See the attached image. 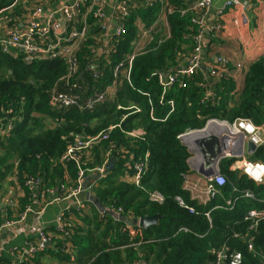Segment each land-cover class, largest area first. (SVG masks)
Listing matches in <instances>:
<instances>
[{
    "label": "trees",
    "instance_id": "obj_1",
    "mask_svg": "<svg viewBox=\"0 0 264 264\" xmlns=\"http://www.w3.org/2000/svg\"><path fill=\"white\" fill-rule=\"evenodd\" d=\"M158 1L153 0L152 5L136 7L130 12L126 21L127 32L119 45L121 48H118L120 51L129 47L136 36L133 23L136 17L140 16L145 28L154 23ZM5 2L0 0V7ZM192 3L193 0H166L162 26L137 52L130 70V84L123 79L122 90L117 93L121 104H136L143 108L134 116L145 130L141 138L125 135L123 130L137 124L126 119L120 122L127 110H115L110 101L94 109L60 107L51 102L55 92H66L73 81L81 83L84 99L94 91L102 90L105 84L113 81L109 66H100L103 72L101 85L83 79L72 80L74 77L60 79L67 71L64 62L45 60L25 64L0 49V121L6 119L7 123H12L8 133H0V187L7 184L21 187L22 175L27 174L41 180L44 186L41 194L48 196L46 189L60 191L61 184L69 186L73 183L77 172L73 160L64 159L67 148L120 122L119 128L112 129L108 138L81 158L83 168L104 165L108 152L116 158L114 168L99 178L91 191L102 205L115 210L121 208L132 217L160 215L157 226H149L143 231L144 238H139L128 234L129 227L124 222L107 213L99 215L89 201V212L86 210L83 217L70 208L71 218L65 215L63 234L55 232L53 227L47 229L55 245L48 246L46 251L54 254L58 262L69 256L59 251L63 242L77 262L83 264H133L139 259L147 264H209L214 260L211 248L219 247L235 231L247 232L250 223L243 220V213L245 208L263 197L264 177L260 183L245 174L237 179L233 170L227 168L229 160L220 163V172L226 174L227 180L224 192L232 187L237 189V194L249 189L253 199L234 196L231 208L213 210L208 219L203 207L189 212L174 198L184 194L181 183L188 158L185 147L176 137L179 133L200 129L209 119L232 122L237 118H250L256 124L264 123V52L244 66L242 85L233 93L235 82L227 64L221 68L210 59L214 52L210 46L211 38L220 27L209 28L207 34L211 37L202 43L204 65L193 74L180 77L161 97L158 73L176 68L184 57L191 55L196 44L197 25L192 21L196 12L189 8ZM7 18L10 21L13 17L8 14ZM210 65L216 71H222V76L216 79L211 75L208 71ZM142 92H147L148 96ZM153 105L156 119L149 115V106ZM166 112L170 114L162 120ZM120 148L139 151V154L149 152V172L145 173L139 186L120 180L119 176L127 167L128 153ZM253 159L264 164V143L255 149ZM153 190L162 195L161 203L148 199V193ZM29 196L24 188L23 194L15 192L11 198L18 208L29 201ZM247 199H250L249 203ZM6 209L7 216H11L13 209ZM2 211L0 207V215L4 213ZM181 227L186 230H179ZM250 237L255 250L263 255L264 218L258 220ZM227 242L231 243L232 249L235 247L241 251V264H264V259L260 260L246 250L240 238H231Z\"/></svg>",
    "mask_w": 264,
    "mask_h": 264
},
{
    "label": "built area",
    "instance_id": "obj_2",
    "mask_svg": "<svg viewBox=\"0 0 264 264\" xmlns=\"http://www.w3.org/2000/svg\"><path fill=\"white\" fill-rule=\"evenodd\" d=\"M37 0H12L7 5L0 8V49L2 52L9 53L15 58H19L25 64L40 62L45 60H60L64 62L66 67V74L62 78L74 77L72 80H78L80 72L83 77L101 76L100 66H106L108 63L110 71L112 72L113 81L110 83L111 90L103 97L94 100V105L100 106L105 102L116 104L117 109H125L126 113L122 114L120 122L124 121L129 113H137L138 105L132 104L127 107L119 105L117 100V93L114 91L120 89L123 79L130 84V70L136 52L131 54L120 51L119 47L121 40L126 34V21L129 16L131 8L130 0H117L112 7V12L107 14L105 6L107 0H55L52 10L42 8V5L35 3ZM137 5L141 7H148L152 5L153 0H138ZM48 3V1H46ZM212 5V0H195L189 7L196 12L192 21L197 25V34L194 37L196 42L190 56L186 57V63L180 70L169 73L165 78L163 73H158L157 84L161 87V97L166 93L170 87L175 84L180 77L184 75L193 74L197 68L204 65L202 43L205 40L204 32L206 30L205 18ZM15 6H18L20 17L14 15L8 21L7 14L11 13ZM251 7L250 2H241L240 0H227L223 7L217 9V15H222L227 8L248 9ZM137 20V19H136ZM135 21V20H134ZM133 21V23H134ZM137 30L133 42L136 44L147 36L151 35L152 27H143L141 21H135ZM96 26L100 32H93L88 34V28ZM215 27L218 28V25ZM203 52V51H202ZM216 65H226V59L217 55L214 58ZM82 64L84 68L81 69ZM208 71L215 78L222 76V71H216L215 67L210 65ZM98 72V74H97ZM162 74V75H161ZM95 79L92 80L94 82ZM69 83L67 80L66 84ZM77 85L80 84L73 81L68 86L66 92H55L52 96L51 102L57 103L60 107L77 106L79 108H92L86 105V100L90 99L95 92L88 98L81 96L82 89L78 90ZM106 87V86H105ZM101 92V91H96ZM112 93V94H111ZM147 95V92H142ZM112 95L115 96L114 101ZM264 100V99H263ZM171 101V100H170ZM121 104V103H120ZM120 122L111 124L105 131H100L96 134L87 136L81 141L73 144L67 148L64 159H71L76 164L77 172L73 183L69 186L61 184L60 191H53L46 189L49 193L47 196L43 193V184L39 178H34L27 174L22 175L21 187L16 186L18 194H23L24 188L29 192V201L24 203L21 207L16 208L12 201V196L15 193L12 189L7 191L2 203L1 210L4 211L0 215V264H40L36 258L38 255L47 249L52 243L51 234L44 228L38 220L40 214L45 210L46 206L53 202H61L63 200H76L74 210L77 215L83 217L87 210L86 198L84 192L87 191L83 187V181L89 172L95 171L99 174L105 172V164L95 168H83L81 166L82 157H84L94 146L98 145L102 140L109 137L110 131L116 127H120ZM213 124L217 127L216 131L221 133V148L230 151L236 149L239 153V146H234V140H247L254 145V149L264 143V123L256 124L250 118H237L232 122H227L219 119H209L207 124ZM206 124V125H207ZM4 128L0 127V133H8L12 127L9 122ZM204 134H198L205 131ZM212 131V130H211ZM140 132V131H139ZM138 130L130 132L131 134L139 133ZM209 125L200 129H187L179 133L177 139L186 145L189 149L191 146L196 150V146L192 143L199 136L210 135ZM192 142V143H191ZM210 150V149H209ZM110 153H107V156ZM223 155V154H221ZM241 155V152L238 154ZM235 157V156H234ZM108 158V157H107ZM134 172L126 171L123 179L129 183L139 186L142 178L145 175V169L148 167L149 153L145 152L143 157L141 155L132 154ZM220 155H217L214 162H210V168L206 169V180L203 183L207 188V192L212 194L215 190L222 188L227 180L224 174L219 169ZM203 163V158H201ZM107 159L105 160V163ZM212 164V165H211ZM242 172L255 183L263 181L264 164L258 162L248 161L242 163ZM197 186V185H196ZM196 189V187L194 188ZM58 192V193H56ZM91 193V192H90ZM196 196L201 197L202 193L196 190ZM242 197L254 198L252 191L246 189L241 193ZM150 201L161 203L162 195L157 191L148 193ZM175 200L189 212H193V208L188 206L183 199L176 195ZM227 207H232V201H227ZM6 207H11L13 213L7 216ZM15 209V210H14ZM115 212H121L122 209H112ZM67 212V213H65ZM71 218L70 211L64 210L60 213L54 222L55 232L63 234L64 222H66L65 215ZM243 220L250 224L248 229L256 226L259 219L264 218V210L247 209L243 213ZM80 222V220H79ZM21 235L22 241L10 246V243L16 236ZM246 239V248L249 252L256 255V251L252 240L247 234H244ZM47 242H50L47 244ZM60 252L67 253L68 259L59 264H83L78 263L74 255L71 253L63 242L59 246ZM6 257V259H4ZM264 258V253L262 255ZM140 264H146L140 261ZM242 254L232 249L229 244L223 242L222 245L214 251V260L209 264H241Z\"/></svg>",
    "mask_w": 264,
    "mask_h": 264
},
{
    "label": "crops",
    "instance_id": "obj_3",
    "mask_svg": "<svg viewBox=\"0 0 264 264\" xmlns=\"http://www.w3.org/2000/svg\"><path fill=\"white\" fill-rule=\"evenodd\" d=\"M11 1L12 0H6L4 5H7ZM46 1H48V3H46ZM116 1L117 0H107V6H105V12L107 14H110L112 12V7L114 6ZM226 1L227 0H212V5H211L210 10L208 11V13L206 15V18H205L206 38L204 41L208 42V40L211 37V35L207 34V32L209 31V28L217 29V27H215V26L218 25V28L220 27V29L217 31V34L213 36L216 38L213 39V37H212L211 42H210V46H212V48L214 50V52L210 56V59L214 60V58L217 55L222 56L226 59V62H227L226 66H228L230 75H232L233 80L235 82V90L233 91V93H234L236 90L240 89V87L242 85L244 66L246 64H248L249 62L258 58L264 52V0H240L241 2H247V3L250 2L251 7L248 9H244V10L239 9V8H227L223 12L222 15H217L216 10L223 7ZM54 2H55V0H37L35 3H37L38 5H42L43 9H46L49 11V10L53 9ZM138 2H139L138 0H130L131 8H130L129 14L134 8L140 7V5H137ZM158 2L160 4H159L157 11H156V18H155L154 23L150 26V27H152L150 40H151L153 34H155V32L158 30L159 26L160 27L162 26L163 21L165 20L163 10H165L166 0H159ZM193 2H195V0H193ZM4 5H2V6H4ZM141 8H145V7H141ZM9 14L12 17L14 15H17L20 17L18 6H15L13 11ZM136 19H135V21L139 22L140 16L136 17ZM124 21H127V20H124ZM135 21H134V26L136 27V30H139V28L135 24ZM93 32H100L101 33L99 28H97L96 26L89 27L88 28V34H91ZM148 37L149 36H147L145 39H143V41L139 44L138 43L136 44V42H133L132 41L133 39H132L130 41L129 47L124 48L123 51L131 54L132 52H136V50H134V48H133L134 46L138 47V50L142 49L144 46L147 45L148 41H145V40ZM128 48H131V50H128ZM204 55L205 54L203 53V56ZM185 63H186V57H184V59L181 61L180 64H178L176 66V68H174V69L170 68L167 72H163V75L161 74L162 77L165 78L168 75V73H173V72L180 70L181 68H183ZM104 65L107 66L108 63H105ZM172 69H173V71H172ZM100 73H103V72H100ZM102 75L97 76V78H94L93 76L83 77V80H86L89 82V81H92L93 79H95L94 82L101 85L99 82L101 81L100 79H101ZM111 75H112V72H111ZM81 77H82V75H81ZM206 79H207V77H206ZM97 80H98V82H97ZM123 83H124V81H123ZM122 84H121L120 89H116V91H114L115 94L116 93L119 94L121 92ZM106 85H108V84H105L104 87ZM118 94H117L116 102H119V105H121L123 107H127L128 105L120 104V101H118V97H119ZM207 94H209V93L207 92ZM112 98H113V100H112V102H113L115 99V96L112 95ZM159 102H160V100H159ZM136 107L139 109V112H141L143 109L140 106H136ZM114 109L115 110H122V109H117L116 104H114ZM153 112H154V105H153V107L149 106L150 117L153 119H156L155 117H153ZM169 114H170L169 112H166L164 115V118L162 120H165L169 116ZM134 116H135V113H133V114L129 113V115L126 118V121H130L131 124H137V125L131 129L127 130V131L123 130V132L125 133V135L130 136V137L141 138L144 136L145 130L139 124V119L134 117ZM132 117H134V118H132ZM206 124H207V122L205 123L204 127L209 125L210 130H212V131H210L211 134L208 136H199L194 140L193 143L191 142L194 146L197 147L196 148L197 151H195V149H193L192 146H191V149H189L186 145H184L183 143H181L179 141L181 143V145H183L185 147V149L188 153V158L186 160L187 169H186L185 173L182 175L183 179H182V183H181V190H182V192H184V194L181 195L180 197L183 199V201L188 206L192 207L193 209L198 208V207H203L206 210L204 212L205 216L208 219H210V212L211 211L217 210V209H226L225 207L228 206L227 201H229V200L232 201V198L234 196H236V198L242 197L241 194H237L238 192L235 191L237 189H235L233 187L230 190H229V188H227L229 190L227 193L224 192L223 187L219 188V190L214 189L215 191L212 194L207 192L206 185L200 184V183H203L206 180L207 173L205 172V170L210 168V162L211 163L214 162L217 155H220V159H219V163H218L219 169H220L221 168L220 163L222 161L229 160V163H227V168L230 170H233L234 174L237 176V179H239L241 177V175H244V173L242 172L243 171L242 170V163L243 162L253 161V162H258L259 164H263V163L253 159V152L255 151V149L251 150L248 148L249 141H247V140L235 139L233 141L234 146H239V150H240L239 153L241 152V155H238L239 153L237 152L236 149H232L230 151H226V150L222 149L221 144H220L221 143V137H222L221 133L216 131L217 127H215V125H213L211 123L207 124V125ZM204 127H202V128H204ZM135 130H138V132L139 131L140 132L137 134H135V133L131 134L130 133V132L135 131ZM200 139H207L208 142L206 141L205 143H203L201 145L198 143V141ZM112 146L114 148V145H112ZM119 150L125 151V149H123V148H120ZM125 152L126 153L128 152L126 155L127 156L126 157L127 167H126V170H124V172L119 176L120 180H123V181H126L123 179V175L125 174L126 171L127 172L132 171V173L134 172L133 159L131 158V155L134 153L136 155H141L143 157V155L145 153L144 152L143 154H139L140 153L139 151H134V150H130V151L128 150L127 151V149ZM221 154H223V155H221ZM111 157L114 158L116 161V158L110 154L105 157V160L107 159V162H109ZM201 158H203V163H202ZM115 161L112 163V166H113L112 169L114 168ZM107 162L104 163L105 164V172H103V174L100 175L98 172L92 171L86 175V178L83 181V187L87 191H90L91 194H93L91 189H92V187H94L96 185L99 178H101L107 172H110L112 170V169L111 170L106 169ZM148 163H149V159H148ZM148 169L149 168L146 167L145 173H147ZM225 177H226V174H225ZM4 184H6V182ZM6 187H9V189H12L14 192L18 193V189H16V186L13 187V185L7 184ZM195 187H196V189H194ZM196 190L198 192L202 193L201 197L196 196L197 195ZM153 191H157V190H153ZM235 192H236V194H235ZM4 196L1 198L0 204L2 203V201L4 199ZM84 197L86 198L87 195H84ZM174 198H175V196H174ZM148 199H149V197H148ZM249 200L250 199H247V203H249ZM86 201H87V212H89L87 198H86ZM220 201H222V203H220ZM75 202H76V200H72V199L63 200L61 202H53V203L49 204L48 206H46L45 210L40 214V217L38 218V220L41 222V224L44 226V228L46 230L51 228V227H54V222L57 219L58 215L60 213H62L64 210L70 211V208L74 207ZM255 203L256 204L251 205L245 209L246 210L247 209L264 210V195L261 199H258V201H256ZM232 204H234L233 201H232ZM101 206L103 208H110L111 210L113 209L110 206H105L102 204H101ZM96 209H97V212L99 215L105 214L99 208H96ZM2 213H3V211H2ZM65 213H67V212H65ZM122 214L125 217L130 218V219L138 218V217H132L130 215H127L123 211H122ZM112 218H114L115 220H118L113 216H112ZM118 221H122V220H118ZM158 221H159V219H158ZM122 222H124V221H122ZM124 223L129 227V231H128L129 233L128 234L137 235L139 238H144L143 231H145V229H142L137 225H132V224L130 225L126 222H124ZM254 228H256V226ZM254 228L248 229V227H247V229L245 230L249 233L248 238H250V239H251L250 233L254 230ZM182 229L186 230L183 227L179 228V230H182ZM231 238L234 240H237V238H240V240L243 242L242 244H245V246H246V241H245L246 239H244L245 238L244 233L240 234L239 232L235 231V232L231 233V236L229 239H231ZM22 239H23V237L21 235L16 236L13 239V241L10 243V246L17 244L18 242L22 241ZM228 240H226L224 242H226L227 244L230 245L231 243L227 242ZM51 242L52 243L49 246L52 247V245H55V243L52 239H51ZM221 245H222V243H221ZM219 247H217V248H219ZM232 247H233V245H232ZM217 248H211L210 251L214 253V251ZM234 249L239 251L235 247H234ZM46 250L42 251L40 253V255H38V257L36 258V260H38L40 262V264H59L60 262H58L59 260L54 256V254H52L51 252H48ZM246 250H247V248H246ZM239 252L241 253V251H239ZM254 256H257L258 258H260V260L264 259L262 257V255L258 254L257 251H256V255H254ZM140 261H143V260L142 259L135 260L133 262V264H140L139 263Z\"/></svg>",
    "mask_w": 264,
    "mask_h": 264
},
{
    "label": "water",
    "instance_id": "obj_4",
    "mask_svg": "<svg viewBox=\"0 0 264 264\" xmlns=\"http://www.w3.org/2000/svg\"><path fill=\"white\" fill-rule=\"evenodd\" d=\"M201 53H203L201 51ZM82 75V72H80V76ZM207 141V139H200L198 141L199 144H203ZM208 142V141H207ZM248 148L253 150L254 149V145L249 142L248 143ZM115 161L114 158H110L109 162H107L106 164V169L111 170L112 169V163ZM85 195H87V200L89 202H91L93 205H95L96 208H99L102 212L107 213L113 217H115L118 220H122L128 224H132V225H137L142 229H147L149 226H156L158 223V219L160 218L159 214H152L149 216H142V217H138V218H127L125 217L121 212H115L113 210H111L110 208H103L101 206V204L99 203V200L96 196H94L93 194H91L90 192H84ZM50 242H47V244H49Z\"/></svg>",
    "mask_w": 264,
    "mask_h": 264
},
{
    "label": "rangeland",
    "instance_id": "obj_5",
    "mask_svg": "<svg viewBox=\"0 0 264 264\" xmlns=\"http://www.w3.org/2000/svg\"><path fill=\"white\" fill-rule=\"evenodd\" d=\"M17 10V9H16ZM150 37L151 36H149L145 41H150ZM143 41V40H142ZM142 41H140L139 43H141ZM134 49H136V47L134 46L133 47ZM9 73V72H8ZM97 74H98V72H97ZM82 79V77L81 76H79V80H81ZM112 83V82H111ZM79 84H80V86L79 85H77V87H78V90H81V83L79 82ZM110 85L111 84H108V85H106V87H104L102 90H99V91H101V92H96V91H94L95 93H94V95L90 98V99H88V100H86V105H89L90 107H92V108H90V109H94V108H96L97 106L96 105H94L93 103H94V100L95 99H97V98H99V97H103L104 96V94H108L109 93V91L111 90V88H110ZM81 96L82 97H85V95L83 94V93H81ZM73 107H77V106H73ZM0 118H2V115H1V117ZM1 122V126H3L4 128H6L7 126V120L6 119H2V121H0ZM7 190H8V187H5V185H4V187L3 186H1L0 187V200H1V198L4 196V195H6L7 194Z\"/></svg>",
    "mask_w": 264,
    "mask_h": 264
},
{
    "label": "bare ground",
    "instance_id": "obj_6",
    "mask_svg": "<svg viewBox=\"0 0 264 264\" xmlns=\"http://www.w3.org/2000/svg\"><path fill=\"white\" fill-rule=\"evenodd\" d=\"M211 131V130H210ZM206 133V130L205 131H202V132H199L198 134H204Z\"/></svg>",
    "mask_w": 264,
    "mask_h": 264
},
{
    "label": "clouds",
    "instance_id": "obj_7",
    "mask_svg": "<svg viewBox=\"0 0 264 264\" xmlns=\"http://www.w3.org/2000/svg\"><path fill=\"white\" fill-rule=\"evenodd\" d=\"M101 175V174H100ZM87 193V192H86ZM85 195V194H84Z\"/></svg>",
    "mask_w": 264,
    "mask_h": 264
}]
</instances>
